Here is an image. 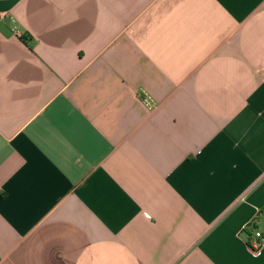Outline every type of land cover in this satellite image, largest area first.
Returning <instances> with one entry per match:
<instances>
[{
    "label": "crops",
    "instance_id": "obj_1",
    "mask_svg": "<svg viewBox=\"0 0 264 264\" xmlns=\"http://www.w3.org/2000/svg\"><path fill=\"white\" fill-rule=\"evenodd\" d=\"M252 222L264 0H0V264H264Z\"/></svg>",
    "mask_w": 264,
    "mask_h": 264
},
{
    "label": "built area",
    "instance_id": "obj_2",
    "mask_svg": "<svg viewBox=\"0 0 264 264\" xmlns=\"http://www.w3.org/2000/svg\"><path fill=\"white\" fill-rule=\"evenodd\" d=\"M11 22L14 24V20H11ZM12 31L16 37H18L19 39L22 38L23 33H21L15 25H13ZM143 101L147 106H150L152 104V101L148 97H145ZM253 224V222L248 224L244 229H250ZM246 244L248 246L250 254L253 256H258L261 250L264 249V241H262V235L257 229L252 230L251 237L246 241Z\"/></svg>",
    "mask_w": 264,
    "mask_h": 264
},
{
    "label": "trees",
    "instance_id": "obj_3",
    "mask_svg": "<svg viewBox=\"0 0 264 264\" xmlns=\"http://www.w3.org/2000/svg\"><path fill=\"white\" fill-rule=\"evenodd\" d=\"M20 40H21L23 43H25V44H29L30 41H31L30 37L27 36V35H25V34H23V36H22V38H21ZM255 228H256V226H255V224H253V226H252L250 229H245V230H244L245 233H247V240L250 239V237H251V232H252V230L255 229Z\"/></svg>",
    "mask_w": 264,
    "mask_h": 264
}]
</instances>
